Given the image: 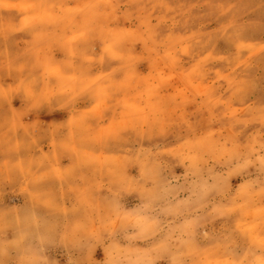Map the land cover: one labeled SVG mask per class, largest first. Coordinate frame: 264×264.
Wrapping results in <instances>:
<instances>
[{
  "label": "rangeland",
  "instance_id": "374dc122",
  "mask_svg": "<svg viewBox=\"0 0 264 264\" xmlns=\"http://www.w3.org/2000/svg\"><path fill=\"white\" fill-rule=\"evenodd\" d=\"M263 36L264 0H0V264H264Z\"/></svg>",
  "mask_w": 264,
  "mask_h": 264
},
{
  "label": "crops",
  "instance_id": "0c3cea01",
  "mask_svg": "<svg viewBox=\"0 0 264 264\" xmlns=\"http://www.w3.org/2000/svg\"><path fill=\"white\" fill-rule=\"evenodd\" d=\"M263 38H264V36H263ZM263 56V55H262ZM258 64V61H256V65ZM260 70H261V76L263 77V78H261L262 79V81H264V61L261 63V68H260ZM262 87H264V82H263V86ZM258 237H259V239H264V231H262V229L260 230V232L258 233Z\"/></svg>",
  "mask_w": 264,
  "mask_h": 264
}]
</instances>
